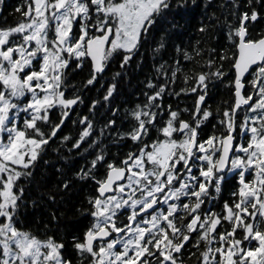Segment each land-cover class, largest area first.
Segmentation results:
<instances>
[{
	"label": "snow or ice",
	"instance_id": "obj_1",
	"mask_svg": "<svg viewBox=\"0 0 264 264\" xmlns=\"http://www.w3.org/2000/svg\"><path fill=\"white\" fill-rule=\"evenodd\" d=\"M221 6L236 17V23H226L231 53L212 48L205 59L202 47L182 52L184 61H204L205 70L184 74L185 82L193 80L188 90L199 89L194 123L163 104L168 85L185 72L179 58L161 63L156 82H146L144 101L127 113L126 131H120L118 108H109L98 130L89 116H80L82 128L69 150H79L84 142L92 151L74 176L95 188L87 208L78 209L89 224L82 236L71 238L75 261L62 238L40 237L19 220L25 200L18 181L32 175L34 162L73 106L83 103L76 92L65 95L66 70L70 63L81 68L88 62L85 83L92 85L114 54L123 68L157 29L165 35L182 32L189 0H25L22 12L15 9L22 19L0 27V264H186L185 252L189 259L196 257V264H264V34L253 38L248 31L262 15L257 6L264 8V0H247L245 10L240 0ZM210 27L201 22L198 31ZM165 35L157 50L165 48ZM176 51L181 52L179 45ZM213 81L231 90L233 102L217 110L219 135L198 140V128L213 115L200 106ZM115 88L114 83L107 87L101 107L110 103ZM100 103H90L93 116ZM54 108L56 121L50 120ZM153 130L160 135L149 142ZM106 137L131 140L134 149L109 158ZM233 173L237 188L217 212L214 202ZM70 187L68 178L57 186ZM57 194L43 195L55 203ZM51 217L57 219L54 212Z\"/></svg>",
	"mask_w": 264,
	"mask_h": 264
},
{
	"label": "trees",
	"instance_id": "obj_2",
	"mask_svg": "<svg viewBox=\"0 0 264 264\" xmlns=\"http://www.w3.org/2000/svg\"><path fill=\"white\" fill-rule=\"evenodd\" d=\"M226 3L227 0H196V4L192 5L191 0H189L188 14L185 19L181 20L184 28L179 35H165L162 28L157 29L123 68L120 64V55L114 54L113 58L106 62L104 72L97 76L92 85L85 83L90 72L88 62L84 63L81 70H77L73 63L69 64L66 70L65 79L68 86L65 95L68 96L76 92L82 97L83 103L79 104L78 107L73 106L72 113L65 120L56 137L49 141L46 150L34 162L32 175L30 177L22 176L18 181L24 188L25 203L19 210V220L24 228L31 230L40 237L51 235L57 239L62 238L66 244V254L74 261L76 260L75 252L71 248V238L73 235L82 236L89 224V218L78 209L87 208V197L94 193L95 188L93 183L77 180L74 176V173L85 164L86 159H91L90 153L92 151L84 142H82L79 150H69L71 141L78 137L82 128L79 123L80 116H89L93 120L94 127L98 130L110 114L109 108H118L120 131H126L130 127L129 121L126 119L127 113L136 104L144 101L143 92L148 90L145 87L146 82L150 79L154 83L156 82V69L161 63L172 64L175 59L179 58L185 72H178L174 82L168 85L163 96V104L165 109L171 105L172 109L179 113L180 119L186 121L192 119L199 89L197 92L189 91L188 89L193 85V80L189 78L185 82L184 74L192 75L188 69L205 70L203 68L204 61L200 57H196L191 62L184 61L182 52L184 49L191 50L195 47H202L205 49L202 54L205 59L208 56L207 50L212 48H215L217 52L227 49L228 53H231L232 46L227 39L226 23H236V17L230 14L232 11L230 8L221 6ZM24 4L25 0H3V4L0 5V27L14 25L17 20L22 19L21 12L24 10ZM240 5L241 10H245L247 0H240ZM17 7L21 8V12L15 11ZM257 11L262 15L258 17L256 22H251L248 25L249 34L253 38L264 34V8L257 6ZM201 22L211 25L204 33L198 31ZM161 35H165L166 46L157 50ZM198 40L200 41L199 45L196 43ZM176 45L180 46V53L176 51ZM225 64L227 65V62ZM225 80H227V76ZM113 83L116 88L113 96L109 98L110 103L101 107V104L104 103L103 95L107 87ZM182 89L185 91H181ZM93 100L101 102L97 104L94 116L89 112V105ZM205 101L204 108L208 107L213 115L205 120L207 124L202 129L204 137L211 130L216 134L222 131L218 124L220 117L217 115V110L222 112L225 107L233 102V97L228 87L219 81H213L209 84ZM58 117V110L52 109L50 120L56 121ZM164 118L167 119L166 111ZM241 118L242 114L240 113L237 121L239 122ZM73 121L76 122L73 123ZM44 127L47 129V126ZM159 135L153 130L149 134L148 141L151 142ZM62 136H68L70 140L62 142ZM92 138H95L94 134ZM104 144L109 158H122L128 151L134 149L133 142L128 139L113 142L111 137H106ZM66 178L70 179V190L58 189L57 186ZM236 188L237 179L235 178L224 183V190L228 195ZM48 191L58 193L55 203L43 195ZM33 201L36 203L33 204ZM53 212L57 217L55 220L51 217Z\"/></svg>",
	"mask_w": 264,
	"mask_h": 264
},
{
	"label": "flooded vegetation",
	"instance_id": "obj_3",
	"mask_svg": "<svg viewBox=\"0 0 264 264\" xmlns=\"http://www.w3.org/2000/svg\"><path fill=\"white\" fill-rule=\"evenodd\" d=\"M247 87V86H246ZM254 99H255V97H254ZM205 103L203 104V106L201 107V108H204V106H205V104H206V101H204ZM241 112L239 111L238 112V114H237V117H238V115L240 114ZM242 114V113H241ZM189 122L190 123H194V120H193V117H192V119H190L189 120ZM240 122V121H239ZM238 121H237V123H239ZM207 123L204 121V122H202L201 123V125H200V127L198 128V140H204V139H207L209 136H211L212 135V130L204 137L203 135H202V129H203V127L206 125ZM174 135V137L176 136V134L174 133L173 134ZM217 135H219V133H217ZM234 135H235V133H234ZM238 179L237 178V176L235 175V173H233V174H230V176L228 177V178H226V180H225V182H227V181H229V180H231V179ZM250 177L248 176V174L246 173V179H249ZM224 182V183H225ZM224 183H223V185H222V191H221V193L219 194V196H218V198L216 199V201L214 202V209L217 211V212H219L220 210H221V208H222V205H223V202L225 201V200H230L231 199V196L230 195H228V193H226L225 192V190H224ZM209 191H212V189H209ZM227 227V224L225 223V228ZM218 230H223V229H218ZM186 248L188 247L187 245L185 246ZM183 251V250H182ZM189 251H192V252H195L196 251V249L195 248H191V249H189ZM198 255V254H197ZM184 259H185V261H186V264H196V257L195 256H193V257H191V259H189L188 258V255H187V252H185V255H184V257H183Z\"/></svg>",
	"mask_w": 264,
	"mask_h": 264
},
{
	"label": "water",
	"instance_id": "obj_4",
	"mask_svg": "<svg viewBox=\"0 0 264 264\" xmlns=\"http://www.w3.org/2000/svg\"><path fill=\"white\" fill-rule=\"evenodd\" d=\"M255 22H256V21H255ZM203 104H204V101H203V102H201V105H200V106L202 107V106H203ZM238 112H239V110L237 111V114H238Z\"/></svg>",
	"mask_w": 264,
	"mask_h": 264
},
{
	"label": "rangeland",
	"instance_id": "obj_5",
	"mask_svg": "<svg viewBox=\"0 0 264 264\" xmlns=\"http://www.w3.org/2000/svg\"><path fill=\"white\" fill-rule=\"evenodd\" d=\"M84 66V65H83ZM83 66L81 68H76L77 70H81L83 68Z\"/></svg>",
	"mask_w": 264,
	"mask_h": 264
}]
</instances>
